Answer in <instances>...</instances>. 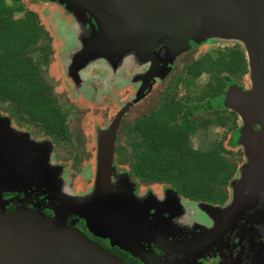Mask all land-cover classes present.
I'll return each mask as SVG.
<instances>
[{
    "label": "water",
    "instance_id": "water-1",
    "mask_svg": "<svg viewBox=\"0 0 264 264\" xmlns=\"http://www.w3.org/2000/svg\"><path fill=\"white\" fill-rule=\"evenodd\" d=\"M55 1L64 3L75 14L76 12L87 14L89 21L95 24L94 27L89 28L88 35L83 37L82 49L75 53L77 59L75 66L78 65L76 67L85 65L87 61L97 57H104L114 62L130 50L135 51L144 60L150 57L154 61L152 56L162 53V59L165 56L166 63L160 70L159 66H156L154 74L150 76L153 79L164 68V71H168L170 67L168 64L173 62L178 53L188 49L191 41L198 43L214 36L241 41L244 45L251 85L248 89H243L237 83H231L223 103L233 108L242 120L237 144L243 146L246 159L238 170V176L230 181L232 194L228 202L223 205L199 202L200 208L214 220V223L201 235V239L198 238V242H194L196 236H193L181 239L182 242H176L175 245L168 243L167 248L164 249L166 239L171 236L170 231L164 230V236L159 235L156 239L153 237L154 234L158 236L155 229L130 227L127 213L120 208L122 205H126L125 208H129L127 205H136L134 204L137 202L136 195L128 191L113 192L111 177L114 170L117 129L123 114L144 95L145 83L148 82L149 76L143 77L144 82L141 83L137 96L125 103L109 126L99 134L94 187L83 197L84 200L80 204L71 207L72 212L66 211L62 216L57 217H49L26 207H18L8 213L0 212V264H128L89 239L77 227L67 223V216L77 214V211L82 212L77 215L88 217L91 219L90 222L100 224L106 230L113 227L115 229L113 236L118 241L128 239L142 245L154 242L164 251V264H188L184 259L191 260L194 251L202 242L203 246L208 244L207 246L210 247L250 208H255V211L250 212L249 216H260V219H263L264 0ZM159 45L167 48L157 52L156 47ZM152 71L153 68L150 72ZM256 125L259 126L258 129L255 128ZM0 126H2L0 159L5 158L6 163L5 172H0L1 194L3 190H12L9 187L11 182L19 178H28L31 173L30 170L24 172L17 168L19 160L21 159V162L24 159L28 150L25 145L21 147L15 145L25 142V139L23 137L21 139L19 135L24 136L26 133L15 132L1 116ZM41 144L32 143L31 146V151L38 158V164L33 170L36 169V174L40 176L41 167L46 165L45 157L48 153V150L40 148ZM166 189L165 199L160 203L169 199L175 202V212L169 213L171 218L182 211L183 203H180L178 198L180 194L177 190L170 187ZM149 194L155 199L153 193ZM117 199L121 201V206L118 205ZM104 206H107L110 213L115 211L114 214L116 213L120 220L106 219L103 214ZM121 218L124 221H121ZM123 222L124 227L121 226ZM117 223L120 226L116 227ZM123 231H129V236L123 237ZM130 235L135 236L129 238ZM128 249L135 252L132 245ZM172 254L176 255L175 258L168 260ZM137 255L144 259L145 255L142 253Z\"/></svg>",
    "mask_w": 264,
    "mask_h": 264
},
{
    "label": "trees",
    "instance_id": "trees-1",
    "mask_svg": "<svg viewBox=\"0 0 264 264\" xmlns=\"http://www.w3.org/2000/svg\"><path fill=\"white\" fill-rule=\"evenodd\" d=\"M24 11L22 0H0V101L9 103L10 115L41 122L46 130L61 133L66 117L40 66L41 60L48 59V47L43 44L49 34L35 13ZM15 12L24 14L16 17ZM203 72L210 80L184 113L174 95L166 96L158 110L148 116L141 114L132 126L125 127V137L133 138L124 139L115 151L132 147L129 173L140 181L171 186L191 201L223 205L237 163L225 153L221 140L195 147L191 137L211 125L236 127L235 112L221 113L219 106L226 86L248 72L244 49L218 48L192 58L179 80L191 87ZM199 113L204 114L195 115ZM236 138L234 134V144ZM122 157V161L128 160Z\"/></svg>",
    "mask_w": 264,
    "mask_h": 264
},
{
    "label": "rangeland",
    "instance_id": "rangeland-1",
    "mask_svg": "<svg viewBox=\"0 0 264 264\" xmlns=\"http://www.w3.org/2000/svg\"><path fill=\"white\" fill-rule=\"evenodd\" d=\"M22 2L25 8L24 13H35L40 23L45 27L49 34L47 40L43 44L48 47V62L41 60V62L43 61L40 63L41 72L45 79L53 87V91L59 101L58 103L65 109H73L71 115L68 118V125L73 130L69 134L73 133L75 139L72 138L73 140L67 142L64 144V146H62L61 143L56 144L54 148L52 146L53 154L51 156V161L55 163L53 165L55 168L53 169H55L54 171L57 173V179L63 184V193L59 192V196L64 197V194L66 193V196L71 197V199H68L69 203H71L69 205L71 206L67 205V207L69 206L70 209L71 207L74 208V204H80L82 200H84L83 197L86 194H89L93 189L94 186H90L92 185V180L94 178L91 162L96 157L97 138L102 130L109 126L115 117V115L113 116L115 111L120 109L125 101L131 100V97H133L136 91H138L143 79V73L147 66V60H144L142 57L138 56L133 50H125L127 53L124 54L122 58L112 62L113 65L111 66L106 64L105 61H109L107 58L97 57L87 61L83 66L81 65L75 69L72 68L71 70H73V72H71L70 67L72 63L74 64L72 59L73 61L76 60L75 53L82 49V39L88 35L89 28H91V26L94 27V22L92 21L91 23L89 21L87 14L82 12H76L75 14L72 10H70V8L68 9L64 3H59V1L22 0ZM24 13L15 12L14 15L18 17ZM231 46H240L244 49V45L241 41L234 38H224L219 36L210 37L208 40L198 43L194 41H192V43L190 42V47L178 53L175 56L173 62L169 63L168 66L170 67L168 71H163L161 74L156 75L153 86L149 90L150 95L154 96L153 93L157 89H163L162 84L164 83L161 81L166 76L170 77L169 74L175 62L178 63V66L176 67V70L178 71V68H180L182 64L189 58H196L208 51H213L218 48L224 49ZM156 48L158 52L165 50L167 47L159 45ZM37 54L38 52H36V55ZM177 59L179 60L178 62ZM104 66L107 67L103 68ZM69 71L72 75L68 74ZM173 76H175V74H173ZM239 79L246 85L250 84L251 78L249 69L248 72L239 77ZM209 80L210 75H204L196 79L193 86H185L184 88H181V91L192 94L195 98H197L199 90L205 89ZM80 87L82 90L80 89L81 91L77 92L76 94V92H74L76 91L75 89ZM98 87H102V92L99 91L100 95L96 94L99 90ZM178 89L180 88L178 87ZM106 98L110 99V101L106 102ZM74 103L76 104V107L73 106ZM8 106V102L0 101V116L1 118H5L9 127H12L13 124L10 115L2 114V112L6 113ZM144 107L145 102H143L142 98V100L134 103L132 108L128 110L120 129L121 141L124 139L129 141V137H125L123 129L126 125L130 124L131 120L135 116L141 114ZM112 116L113 118L110 120ZM28 126L29 125H26V127ZM230 132H233V129L230 130L228 127L221 128L217 125H211L207 129L201 128L196 130L192 134L191 139L195 147H206L215 140H221L226 149L225 153L232 157L237 163V168L233 175L234 178L238 176V170L246 158L244 155L243 146L241 144H234L232 142V135H230L232 133ZM25 133L28 136L27 140L33 143L41 144L46 141L49 142L43 138L36 139L33 135H29L28 131ZM73 156H76L78 159L76 167L72 165ZM57 160H62L67 163L68 167H66V170L62 164L56 162ZM122 169L125 171H117L120 176H123V179L121 178V180L118 182L122 189L133 194L135 188L137 187V179L130 176V174L126 171V167H122ZM111 181L112 186H114L115 183L113 184V180ZM60 182L58 183L55 181L54 183H56V186L58 185L57 187L61 190ZM147 184L157 191V193L160 192L157 194L151 188L146 190L148 193H153L154 196H162L163 192L164 194L166 193V188L161 191L162 186L165 184ZM141 187L144 188V186ZM227 191L228 199L226 202H228L232 194L230 185H228ZM178 198L180 203H183V206H185V208H183L184 213L177 218L178 220L183 222L186 218L191 219L193 217H196L198 220H205V217H203V215L199 213L197 209H195L194 201L188 200L187 198L181 197L180 195H178ZM57 203L58 202H54V204H49L48 206L54 208ZM198 203L199 202H197V204ZM197 208L199 211L206 213L200 208V203L199 207L197 206ZM254 211L255 208H250L247 210L246 213L238 220L236 224L232 226L231 229L234 230L244 217L249 218V213ZM103 212L106 219L113 221L115 218L119 219L118 215L116 213L114 214L115 211L110 213L107 206H104ZM78 213L82 214L80 211H77V214ZM256 218L258 219L250 222L249 228L245 235L247 237L252 236L253 238H264V214L263 219H260V216H256ZM83 219H85V224L88 230L93 233V235L109 239L108 235L110 234L103 226L100 224H93L89 221L91 219L88 217H84ZM77 220L78 219H70V225H73V223H75ZM247 220L241 224L244 226L247 225L249 222V220ZM121 221L124 220L121 218ZM128 223H131V221ZM202 226L203 225L201 224H194V233L191 232L188 234L192 235V237L202 235L207 231V228ZM188 234L186 238L175 237L174 235L172 237L177 238L178 240L192 238L188 237ZM115 244L121 247V244L118 242ZM142 252L146 257L151 258L149 260L152 261L154 259L152 254H148V252L145 251ZM184 260L188 264H195L191 260Z\"/></svg>",
    "mask_w": 264,
    "mask_h": 264
},
{
    "label": "flooded vegetation",
    "instance_id": "flooded-vegetation-1",
    "mask_svg": "<svg viewBox=\"0 0 264 264\" xmlns=\"http://www.w3.org/2000/svg\"><path fill=\"white\" fill-rule=\"evenodd\" d=\"M191 43H192V41H191ZM158 55H160V54L158 53L157 55L152 56L155 59V61L151 60L150 57H147V59H146L147 60V66H146L145 71L143 73V77L147 78L149 76V80L147 83H145V88H144V92H143L144 95L142 96L143 102H145V107H144V109H142L143 111L141 112V114L148 116L150 113L155 112L156 110L159 109V107L161 106V103L163 102V100L166 96L170 98L173 95H174V98L176 101L178 100L183 104L184 107H182L183 109L181 110V113H184V110L187 109L188 107H190L194 101H196V98L192 94L181 91V88H184L185 85H184L183 81L179 80L181 78L182 73L185 70L186 62L188 60H191L192 58H189L188 60H186L182 64V66L180 68H178V71L176 70L178 63L175 62L173 64V68L169 74L170 77L166 76L161 81L162 83H164V84H162L163 89H157L155 92L153 91L154 96H152V95H150L149 90L152 88L153 82L155 81L156 77L151 79L150 76H152L154 74V72H155L154 70L156 69V66H159V70H160L161 66H164L166 63V59H164L165 56H163V59H162V53L160 55V58ZM47 57H48V55H47ZM76 60L73 61V59H72V62H74V64L72 63V65L70 67L71 72H73V70H71L72 68L75 69V68H77L76 66H78V65L75 66ZM44 61L48 62V59L44 60ZM109 61H105L106 64L110 65V66L113 65L112 61H110V62ZM178 61L179 60L177 59V62ZM105 67H107V66H104L103 68H105ZM152 68H153V71L150 72V70ZM164 70H165V68L162 71H160V73H158V74H161V72H163ZM70 71L68 74H71ZM173 74H175V76H173ZM207 74H208L207 72H203L198 77H196V79H198L204 75H207ZM234 79L235 80L232 83H237L238 85L242 86L243 89H248L251 85V83L246 85L245 83L240 81L239 77H234ZM143 82L144 81L142 79L141 83L143 84ZM229 85L230 84H228L226 86L222 99L224 98L225 93H226ZM178 87L180 89H178ZM159 88H161V87H159ZM80 89H81V87L75 89L76 91H74V92H76V94H77V92H80L82 90V89L81 90ZM98 89H97L98 91L96 94L100 95V92H102L101 91L102 87H98ZM52 90H53V87H52ZM138 91H139V88H138ZM138 91H136L135 95L133 97H131L132 98L131 100H133L137 96ZM55 97L57 99L56 95H55ZM142 98L140 100H142ZM109 101H110V99L106 98V102H109ZM128 101H130V100H128ZM128 101H125L123 103V105L125 103H127ZM57 102H59L58 99H57ZM71 102H72V100H71ZM137 102H134V103H137ZM123 105L121 106V108L123 107ZM73 106L76 107V104L74 103ZM132 106H130L127 109V111L123 114V116L121 117L120 124H119V127L117 129V138H116L115 145H114V159H113L114 170H113L112 177H111V180H113V184L115 183L113 186V192H115V193L126 192V190L122 189L121 185L118 182L119 180H121V178L123 176H120L117 171H125L122 169V167H126L127 168L126 171L129 173L130 163L133 159L132 158L133 157V155H132L133 149L131 146H128L127 149L123 150L121 153H118L115 151L118 144H121L123 142V140L122 141L120 140V137H121L120 136V129H121V125L123 123L125 115L127 114L128 110L130 108H132ZM60 107H61V110L65 114V117H66V121H65L66 128H64L61 131V133H55L53 131V129L46 130L45 128H43L41 122H38L35 120L27 122L26 120L20 118L19 116L15 117V116L10 115L8 113V111H6V113L2 112V114H4V115H10V118H11V121L13 124V126L10 127L11 129H13L15 132H17L19 134H22V132L28 131L29 135H31V136L33 135L36 139H42L43 138L44 140H48L49 142H47V141L43 142V144H41L40 148H44L45 150H48V148H49V150L47 153V157H45L46 165L41 167L42 175L40 176L39 174H36V172H37L36 169L33 170V168L36 166V164H38V158L31 151V149H32L31 146H32L33 142L27 140L28 139L27 135H24V136L19 135V137L21 139H22V137L25 139L24 140L25 144L20 142L19 145H15V146L21 147L22 145H25L26 149L28 151L25 152L26 155L24 154L25 155L24 159H22L21 162H20L21 159L19 160L17 168L19 169V171L21 170L24 172L30 170L31 175L28 178H19V179H17V181L15 180V181L11 182L9 184V187L12 188V190L7 189V190H3L1 192V194H0V212H4V213L12 212L15 209H17L18 207H26L28 209L38 210V211L43 212V214H45L46 216H49V217L50 216L51 217L62 216L66 211L72 212L73 209L72 208L69 209V206H71V205H69L70 204L69 200H68L69 197L65 195L66 193L64 194V197L59 196V192L63 193V190H62L63 184L57 179V173L54 171L55 169H53V168H55V166L53 167V165L55 163H53L51 161V156L53 154L52 146L54 148V146H56V144H59V143H61L62 146H64V144H66L67 142L75 139V136L73 133L69 134L73 130L68 125V122H69L68 118L71 115V112L73 111V109H71V108L65 109L61 105H60ZM120 109H117L115 111V113L113 114V116L116 115ZM219 109H220L221 113H230L231 111H233L237 115L236 127L233 129V132H230V133H232V134H230V135H232V137L234 136V134H237V138L235 141L237 143L240 126L242 125V120H241L239 114L230 106H225L224 103H222V106H219ZM209 113H211V112H209ZM141 114H138L137 116H135L131 120L130 124L126 125L125 127L130 126V125L132 126L135 119L138 116H140ZM202 114H204V113H199V114H195V115L199 116ZM113 116L110 118V120L113 118ZM26 125H29V126L26 127ZM125 127H124V129H125ZM218 127L224 128L222 126H218ZM258 127H259L258 125L255 126L256 129H258ZM1 129H2V126H0V130ZM124 129H123V132H124ZM130 129L132 130V128H130ZM228 129H229V127H228ZM127 137H129V139L133 138L132 136H128V135H127ZM48 143H50V144L48 145ZM96 155H97V150H96ZM120 155L128 157V160L122 161L123 157ZM56 162L59 164H62L64 166L65 170H66V167H68L67 163L62 161V160H57ZM77 162H78L77 157L73 156V164L72 165H74V167H76ZM91 164H92V169H93L94 178H95L96 157L94 158V160H92ZM5 169H6V163H5V158H3V159H0V172L1 171L5 172ZM16 171H18V170H16ZM73 171H75V170H73ZM130 176H132V175L130 174ZM94 178L92 180V185H90L91 187L94 186ZM134 178H136V177H134ZM136 179H137L136 181L138 182L137 187L135 188V191H134V195H136V198H137V202L134 203L136 205H134V206H128L127 205V207H129V208H125L126 205H122L120 210L125 211L127 213L126 217H129V220H127L128 222L131 221V219L133 220L132 226H131V223H128V224H130L129 226H131L132 228L136 227L139 229H155L156 232L158 233V236H156V234H154L153 237H156V239H158L157 237H159V235L164 236V232H165L164 230L170 231L171 236H169L166 239L164 249L167 248L168 243H170L171 245H175L176 242L177 243L182 242L181 240H178L177 238L172 237L173 235L175 237L186 238L188 233H191V232L194 233L193 232L194 231V227H193L194 224H201V225L205 226L207 229L210 228L211 226H213L214 220L212 218H210L206 213L199 211V209L197 208L198 204L196 201H194V203H195L194 207H195V209L198 210L199 213H201L203 215V217H205V220L204 219L198 220L196 217L194 218L193 216L192 217L194 219L193 218H191V219L186 218L183 222L178 220L177 218L184 213L183 208H185V206H183L181 208L182 211H179L178 214H174L171 218H169V213L175 212L174 211L175 210L174 209L175 202H172V200L169 199L166 202L160 203V201L165 199L164 192H163L162 196H154L155 197V199H154L152 196H150V194L148 192H146L147 189L151 188L150 186H148L147 182H142L138 178H136ZM55 181L58 183L60 182L61 190L57 187L58 185L56 186V183H54ZM141 186H144V188H142ZM168 187H167V185H163L161 188V191H163L164 188H168ZM151 189H153V188H151ZM153 191L157 193V191H155L154 189H153ZM159 193H157V194H159ZM122 196H123V194H122ZM122 196H119V198ZM54 198H55V200H54ZM122 198H124V197H122ZM122 200H125V199H122ZM54 202H58L54 206V208H51L48 206L49 204H54ZM120 203H121V201L118 200V205H120ZM67 205H69V206L67 207ZM167 217L169 219H167ZM83 218L84 217H81L77 214H69L67 216L66 221L68 224H71L70 219L71 220L78 219L75 223H73V225L75 227H77L89 239L98 243L100 246L107 249L108 251H110L114 255L120 257L121 259L126 261L128 264H164V259H165V257L163 256L164 251L160 247H158V245L155 244L154 242L151 244L147 243L145 245H142L141 243H137L136 241L134 243V241H129L128 239L118 241V239L113 236L114 231H115V229L113 227L111 229L107 230V232L110 234V235H108L109 239L97 237V236L93 235V233H91L88 230V228L85 224V219H83ZM247 219L249 220L248 224L245 226L242 225L241 223ZM257 219H256V217H252V216H249V218L244 217L242 219V221L237 225V227L234 230H232L231 229L232 227H231L220 238L215 240V243L211 244L210 247L207 246L208 244H206V246H203V242H202L201 245H199L197 247V249L194 251L195 253L191 257V261L194 262L195 264H264V238H261V237H254L253 238L252 236L247 237L245 235L246 231L249 228L250 222L257 220ZM115 225L117 227V225H119V223H117ZM124 225L125 224L123 222L121 224V226L124 227ZM188 235H189L188 237H192V235H190V234H188ZM125 236H129V231H123V237H125ZM134 236L135 235H130L129 238L134 237ZM200 237H201V235L196 236L194 242H198V238H200ZM115 242H118L119 244H121V247H119V245H116ZM130 245H132V248L135 249V252H131V250L128 249L130 247ZM142 251L148 252V254H152L154 259L151 261V260H149L151 258H148L146 256L143 257L144 259H141L137 254L142 253L144 255V253ZM156 256H157V258L155 259ZM175 256H176L175 254H172L170 256V258H168V260L175 258Z\"/></svg>",
    "mask_w": 264,
    "mask_h": 264
}]
</instances>
